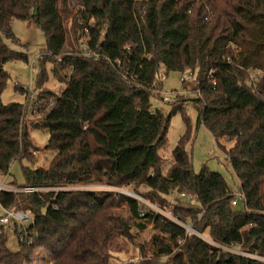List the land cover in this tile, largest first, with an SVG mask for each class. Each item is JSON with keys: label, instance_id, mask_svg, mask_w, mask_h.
<instances>
[{"label": "trees", "instance_id": "1", "mask_svg": "<svg viewBox=\"0 0 264 264\" xmlns=\"http://www.w3.org/2000/svg\"><path fill=\"white\" fill-rule=\"evenodd\" d=\"M70 17L85 40L66 50ZM14 19L33 20L47 39L30 110L1 97L10 77L6 64L29 62L5 40L18 42ZM49 61L66 84L58 93L45 89ZM250 67L263 71L257 83L249 79ZM162 69L197 70L199 121L230 161L244 195L242 211L221 173L194 169L189 99H173L169 115L153 108ZM178 112L186 129L166 164L160 151ZM33 128L49 133L47 166H36ZM23 159L29 164L22 166V186L37 190H2L0 204L30 210L33 221L14 230L17 251L0 230V264H32L38 248L51 254L49 264H111L130 244L147 258L131 264H171L161 259L173 254L165 237L178 225L150 213L140 218L143 204L120 188L170 206L195 230H209L217 244H240L264 256V0H0V172L8 175L11 162ZM182 193L195 202L185 203ZM124 206L131 217L123 215ZM150 224L147 249L137 245L134 230ZM183 239L188 264H264L196 235Z\"/></svg>", "mask_w": 264, "mask_h": 264}, {"label": "rangeland", "instance_id": "2", "mask_svg": "<svg viewBox=\"0 0 264 264\" xmlns=\"http://www.w3.org/2000/svg\"><path fill=\"white\" fill-rule=\"evenodd\" d=\"M73 8L77 10L79 6L75 5ZM74 13H76V11H74ZM72 23L73 20L70 17L67 21V26L71 32L68 33V44L66 50H72L73 47L78 46L79 43L85 40L84 36H80V23L78 22L77 26H74L75 29L72 27ZM12 30L18 38V42L5 39L7 44L15 51L26 53L28 55L29 62L11 61L6 64L5 67L9 71L10 77L1 97L5 103H24L26 108L29 107L30 110L32 107L31 105L36 101V99H38L36 79L41 71L39 56L46 51L47 39L45 33L35 24L33 20L14 19L12 21ZM74 32H76L75 35ZM77 37L80 39L78 38V40H76ZM32 64L34 72H32ZM52 66L53 64L50 61L45 65L47 74L45 89L47 90L48 88L53 92L58 93L66 87V84L54 75ZM196 76L197 70L195 72H192V70L189 69L185 72L170 71L169 73H165L164 69H162L157 79V82L159 83L158 90L155 91V94L151 98L153 108H158L165 115H169L173 109L171 102L173 99H189L185 102V112L192 125L193 137L189 142L187 149L193 157L194 169L199 172L203 166H207L212 171L221 173L231 190L234 192L235 197L240 198L237 188L238 180L232 173L229 159L220 149L219 143L215 140L210 131L199 121L200 106L194 100L198 95V92L195 89L197 85ZM182 78H184L185 81H182ZM17 87H23L27 90L22 92ZM185 129L186 122L184 120V115L181 112L173 115L167 135V144L160 151V154L165 159L166 164L172 159V151L176 147L178 139L184 133ZM30 135L38 148L36 153L38 160L36 166H47L52 157L51 151L45 149L49 140V133L45 129L33 128L30 129ZM220 142L226 145L227 148L232 145V143H229L227 140H220ZM28 164L29 162L26 159H23L22 161L14 160L11 164L8 175H4L0 172V181L5 178V182L8 185H14L16 187H20V185L22 186L25 183L22 166ZM92 188L103 190L106 187L94 185ZM124 189H127L134 194L136 193L132 189ZM185 203H187V201ZM236 208L239 211H242L244 208L243 202L239 201ZM122 213L126 217L132 216L127 206L122 208ZM4 214L5 210L0 204V216ZM134 221L140 223L142 222L141 220L133 218V222ZM188 222H190V220ZM30 223L31 221L26 225H29ZM152 226L153 225L150 224L145 229L134 230L137 245L143 244V246H146L148 249L152 242V236L154 235V229ZM2 230L7 235L8 246L13 251L19 250L20 245L18 242V236L14 231V228L5 226ZM184 236L186 237L185 229L180 227L166 235L165 242L171 245L173 248V254L171 257L162 258L161 261L163 263L170 261L171 264H188L186 262L185 251L181 247L184 243ZM139 252V248L130 244L127 250L115 255L111 264H119L125 260H135L136 263H146L147 258H142ZM51 258V254L48 251L43 248H38L33 256L32 264H48Z\"/></svg>", "mask_w": 264, "mask_h": 264}, {"label": "built area", "instance_id": "3", "mask_svg": "<svg viewBox=\"0 0 264 264\" xmlns=\"http://www.w3.org/2000/svg\"><path fill=\"white\" fill-rule=\"evenodd\" d=\"M86 53L88 55L91 54L90 52H87V51ZM247 71L249 73V79L253 83H257L258 81H260L261 77L263 76V71L260 69L250 67L247 69ZM32 72H34L33 64H32ZM182 81H185V79L182 78ZM12 163L13 161L11 162V164ZM5 181H6L5 178L2 181H0V191L8 190V191H14V192H34L35 190H37L36 188L30 187V186L16 187L14 185H8L6 184ZM118 190L121 191L122 193H125L127 195L137 198L143 204V206L139 209V217L142 219L149 213L153 215H159L160 217L177 224L178 227L185 229L186 236L196 235L202 240L210 244H213L215 246H219L228 252L254 258V259H258L264 262V256H261L260 254L256 252L246 251L242 248L240 244H234L231 246H223V245L217 244L210 236L209 230H206L204 232H199L195 230L190 222L183 221L182 219H180L179 216L175 214V212L170 206L159 205L157 203L150 201L149 199L144 198L143 196L139 194H136V193L134 194L124 188L122 189L120 188ZM239 196L240 198H235L233 202V205L235 207L238 206L239 201L244 203V195L241 192H239ZM181 198L182 200L192 201V202H195L196 200L195 197L189 196L185 193L181 194ZM4 210H5V214L0 217V230H2L5 226H8L10 228L13 227L14 230L16 228L21 229L24 226H26L28 222L33 221V214L30 210H22V209H18L15 207L14 208H4ZM133 262L136 263L135 260H125L119 264H131Z\"/></svg>", "mask_w": 264, "mask_h": 264}, {"label": "crops", "instance_id": "4", "mask_svg": "<svg viewBox=\"0 0 264 264\" xmlns=\"http://www.w3.org/2000/svg\"><path fill=\"white\" fill-rule=\"evenodd\" d=\"M222 140H224V139H222ZM227 143V142H226ZM224 153V152H223ZM225 154V153H224ZM225 156H226V154H225ZM49 264V263H48Z\"/></svg>", "mask_w": 264, "mask_h": 264}]
</instances>
